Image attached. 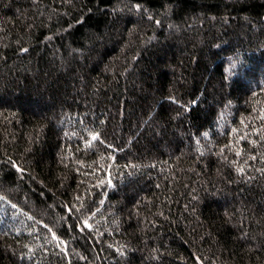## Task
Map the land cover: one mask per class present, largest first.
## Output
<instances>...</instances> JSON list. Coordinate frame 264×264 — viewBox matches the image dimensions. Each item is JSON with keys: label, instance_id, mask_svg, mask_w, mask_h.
<instances>
[{"label": "trees", "instance_id": "16d2710c", "mask_svg": "<svg viewBox=\"0 0 264 264\" xmlns=\"http://www.w3.org/2000/svg\"><path fill=\"white\" fill-rule=\"evenodd\" d=\"M0 264H264V0H0Z\"/></svg>", "mask_w": 264, "mask_h": 264}, {"label": "snow or ice", "instance_id": "6c2138e0", "mask_svg": "<svg viewBox=\"0 0 264 264\" xmlns=\"http://www.w3.org/2000/svg\"><path fill=\"white\" fill-rule=\"evenodd\" d=\"M93 139H96V137L94 136Z\"/></svg>", "mask_w": 264, "mask_h": 264}]
</instances>
